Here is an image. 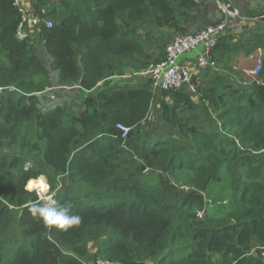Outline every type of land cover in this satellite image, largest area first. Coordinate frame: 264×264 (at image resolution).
I'll use <instances>...</instances> for the list:
<instances>
[{
    "label": "trees",
    "instance_id": "obj_1",
    "mask_svg": "<svg viewBox=\"0 0 264 264\" xmlns=\"http://www.w3.org/2000/svg\"><path fill=\"white\" fill-rule=\"evenodd\" d=\"M31 3L52 26L18 40L20 15L0 0V264H85L90 244L93 261L264 264V28L242 39L224 32L194 93L156 95L149 75L130 80L164 58L169 33L204 22L212 2ZM240 10L264 22V7ZM258 50L256 76L232 67L233 55ZM65 90L81 98L46 107ZM151 109L160 118L152 132ZM182 171L179 185L170 175ZM40 176L57 205L72 204L79 227L49 232L31 216V203H47L26 187ZM225 200L219 216L205 210Z\"/></svg>",
    "mask_w": 264,
    "mask_h": 264
},
{
    "label": "built area",
    "instance_id": "obj_2",
    "mask_svg": "<svg viewBox=\"0 0 264 264\" xmlns=\"http://www.w3.org/2000/svg\"><path fill=\"white\" fill-rule=\"evenodd\" d=\"M213 3L215 8L221 14V20L215 24H207L198 28L195 32L175 34L166 47L164 58L150 66L144 73L149 75L152 81V86L155 90H170L180 89L182 87L188 88L193 92L192 79L197 75V70L214 69L215 61L211 56V50L215 47L218 38L223 34L227 28V20L229 18L244 22L252 18L245 16L242 11L231 0H208ZM264 7V0H258ZM31 0H13V6L20 15V21L15 29V37L22 40L25 37L35 35L39 31V27L43 24L49 28L52 23L43 19L38 14H35L31 8ZM260 19L261 17H253ZM255 20V21H256ZM41 24V25H40ZM198 47L202 51L195 59V69L191 70L181 62L179 58L181 55L197 50ZM260 71V60L258 65L251 69L250 74L257 75ZM3 88H0V94ZM121 136L124 137L128 131L127 127L119 125ZM201 216V211H198ZM259 250L262 262L264 263V245L256 247ZM94 264H121L118 261L108 260L96 256Z\"/></svg>",
    "mask_w": 264,
    "mask_h": 264
},
{
    "label": "crops",
    "instance_id": "obj_3",
    "mask_svg": "<svg viewBox=\"0 0 264 264\" xmlns=\"http://www.w3.org/2000/svg\"><path fill=\"white\" fill-rule=\"evenodd\" d=\"M231 2H234V3L236 2V3L244 6L246 8V10L247 9H253V8L259 9L262 5L258 0H231ZM236 3H235V5H236ZM254 17H257V16H254ZM250 18H252V19L246 20L244 22H240V21H237L236 19L229 18L227 20V28L225 29L224 32H229L231 34H234L239 39H242L246 35H249L250 30H254V29L261 30L262 28H264V25L262 27L260 26L262 24V22L260 20H257L255 22L256 19H254L253 17H250ZM220 20H221V14L218 12V10L216 8H211V12L208 14L207 18L204 19L205 23L200 20L197 25L192 26L191 31L195 32L198 28L205 26L207 24H210V22H218ZM174 35H175L174 33H171L170 40L173 38ZM201 51H202V48L198 47V49L196 51L194 50L191 52H187V53L180 56L179 62H181L182 64L187 66L189 69L193 70V69H195V59ZM253 56H254V54H251L250 56H245L242 54V56L235 57L234 59H232L231 65L234 69H239L242 72H244L245 70L252 68V67L249 68V66H253L255 64V59L253 58ZM257 65L258 64H255V66H253V68H255ZM136 68H138V67H133V69H135V70H136ZM219 69L222 70L221 67H219ZM197 71H198L197 74L201 75L202 72H204L206 70L202 69V70H197ZM130 72H132V71H130ZM144 72L145 71H142V72L140 71V73H142V74H139V72H138L137 73L138 75L136 77H132V80H130V81L135 82V83H143L144 79H146V77H147V74H145ZM127 73H129V71L126 72L125 75H118L117 76L118 80L117 79H115V80L116 81H125L126 79L122 80L119 78H127L132 74V73L127 74ZM123 76H125V77H123ZM159 91L160 90H155L154 93L156 95H158ZM57 93L62 94L63 92L62 93L57 92ZM193 99L196 100L197 96H193ZM154 103H156V98L154 99ZM195 103H197V102H195ZM45 105H46V107L53 108L55 104H48V100H47ZM154 106H153V108H154ZM89 252L94 253V249L89 251ZM85 264H94V263H93V260H88L87 263H85Z\"/></svg>",
    "mask_w": 264,
    "mask_h": 264
},
{
    "label": "rangeland",
    "instance_id": "obj_4",
    "mask_svg": "<svg viewBox=\"0 0 264 264\" xmlns=\"http://www.w3.org/2000/svg\"><path fill=\"white\" fill-rule=\"evenodd\" d=\"M236 3V2H235ZM236 5H237V7L240 9V8H242L243 6L242 5H240V4H238V3H236ZM261 8H263V6H261L260 7V9ZM243 13V12H242ZM244 14V13H243ZM245 16H247V17H250V16H248V15H246V14H244ZM257 20H260V19H257ZM256 20V21H257ZM255 21V22H256ZM253 23V22H252ZM263 23V22H262ZM166 31V33L167 32H169V31H167V30H165ZM170 36H171V33H169L165 38H164V42L166 43L168 40H169V38H170ZM30 37H32V36H30ZM34 41V40H33ZM153 47L151 46L150 47V49H152ZM199 48H201V47H199ZM196 51V50H195ZM238 55H233V59L235 58V57H239V56H242V53H240V52H238L237 53ZM254 54V56H253V58L255 59V64H258L259 63V60H261V56H262V54H263V51L262 50H258V51H256V52H254L253 53ZM45 55V54H44ZM255 64L253 65V66H255ZM261 64V63H260ZM219 65H217L216 67V72H218V73H224L225 75H226V73L225 72H223L222 70H220L219 69V67H218ZM253 66H249V68L250 67H252L253 68ZM252 68H250V69H247V70H245L243 73H244V75L245 76H248V77H250V75L252 76V77H254L255 75H252V74H250V71H251V69ZM132 72H129V73H127V74H131ZM228 75V74H227ZM197 76H198V74H197ZM196 76V77H197ZM233 77V76H232ZM51 79H52V77H51ZM53 79H54V76H53ZM119 79H124V78H119ZM235 79H236V77H235ZM118 80V79H117ZM58 89H56V90H53V91H57ZM192 93H194V91L192 92ZM81 96H83V94H81ZM79 99V98H81L80 97V94H76V92L75 91H71V90H65V93H62V94H57V95H55V97H53V96H51V95H49L48 96V98H47V100H48V104H62V102L61 101H63L64 99L65 100H67V99ZM70 101V100H69ZM80 102H82V100H80ZM155 111V109L154 110H152L151 109V114H150V117H149V124L147 125V128H149L150 129V132H152V128L157 124L158 126H159V116H157V114L154 112ZM152 124H153V126H152ZM187 173L188 172H185V171H182V172H177V173H174V174H171L170 175V178L172 179V181L173 182H175L176 184H179V185H183L185 182H186V180H187ZM39 178H41L42 180H43V182L44 183H46L47 184V182H46V179L44 178V177H42V176H40V177H38L37 179H39ZM34 180H36V179H34ZM60 182H61V184L59 183L58 185H57V189H62L63 187H64V185H63V182H62V180H60ZM47 186H48V184H47ZM68 186H71V185H68ZM32 191H35L36 192V194H37V196H38V198L40 199V200H44V201H46L47 203H51V201L48 199L50 196H51V194H50V192H49V187H47L46 189L43 187L42 188V190H38L37 188H34V189H32ZM40 193V194H39ZM219 202H216V203H210L209 201L208 202H206V205H205V210H208V213L210 214V215H212V216H219V207H224V209L225 208H227V207H229V205L230 204H228V202H227V200H225V202H223L222 203V205L223 206H220L219 204H218ZM14 231H15V229H14ZM16 232V231H15ZM16 236V234L14 235V237ZM90 251L91 250H93L94 249V251H95V245L93 244V245H91L90 244ZM93 254V252H89V255H88V259L90 260V257H91V255ZM146 262L148 263V264H152V260L151 259H147L146 260Z\"/></svg>",
    "mask_w": 264,
    "mask_h": 264
},
{
    "label": "clouds",
    "instance_id": "obj_5",
    "mask_svg": "<svg viewBox=\"0 0 264 264\" xmlns=\"http://www.w3.org/2000/svg\"><path fill=\"white\" fill-rule=\"evenodd\" d=\"M26 187L31 191L34 187V182L28 181ZM42 187L46 189L48 186L44 183ZM54 195L55 193H53ZM48 199L51 203L33 202L29 205V212L33 218L38 219L49 232L53 231V229L67 232L74 227H79L82 223V218L78 214H72L71 203L57 205L51 196Z\"/></svg>",
    "mask_w": 264,
    "mask_h": 264
},
{
    "label": "bare ground",
    "instance_id": "obj_6",
    "mask_svg": "<svg viewBox=\"0 0 264 264\" xmlns=\"http://www.w3.org/2000/svg\"><path fill=\"white\" fill-rule=\"evenodd\" d=\"M34 182V188H37L39 191L42 190V185L44 184L43 180L41 178L36 179V180H32ZM40 194V193H39Z\"/></svg>",
    "mask_w": 264,
    "mask_h": 264
}]
</instances>
